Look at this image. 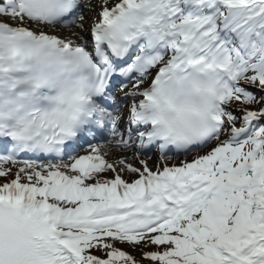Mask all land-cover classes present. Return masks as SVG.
Wrapping results in <instances>:
<instances>
[{
  "label": "snow or ice",
  "instance_id": "obj_1",
  "mask_svg": "<svg viewBox=\"0 0 264 264\" xmlns=\"http://www.w3.org/2000/svg\"><path fill=\"white\" fill-rule=\"evenodd\" d=\"M0 264H264V0H0Z\"/></svg>",
  "mask_w": 264,
  "mask_h": 264
}]
</instances>
